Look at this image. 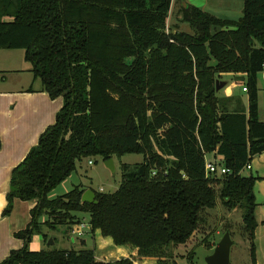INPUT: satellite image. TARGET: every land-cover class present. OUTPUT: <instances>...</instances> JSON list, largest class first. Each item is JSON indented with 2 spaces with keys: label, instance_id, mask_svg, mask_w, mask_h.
Wrapping results in <instances>:
<instances>
[{
  "label": "trees",
  "instance_id": "trees-1",
  "mask_svg": "<svg viewBox=\"0 0 264 264\" xmlns=\"http://www.w3.org/2000/svg\"><path fill=\"white\" fill-rule=\"evenodd\" d=\"M173 1L0 0V49L25 50L34 80L63 99L55 123L12 172L3 215L17 200L33 206L30 222L15 233L24 246L0 264H134L130 257L98 262L85 245L29 249L36 234L47 243L44 227L70 233L85 223L83 214L91 231L139 258L180 264L172 248L191 241L219 201L242 212L250 264H258V178L241 171L264 152V0H244L238 20L182 6L181 20L193 32L169 31ZM223 73L246 75L238 83L248 90V110H230L229 99L218 96ZM128 153L144 159L121 164L119 188L94 190L97 203L82 201V185L50 198L83 159ZM208 156L222 157L231 172L207 174ZM189 256L194 264V252Z\"/></svg>",
  "mask_w": 264,
  "mask_h": 264
},
{
  "label": "crops",
  "instance_id": "crops-1",
  "mask_svg": "<svg viewBox=\"0 0 264 264\" xmlns=\"http://www.w3.org/2000/svg\"><path fill=\"white\" fill-rule=\"evenodd\" d=\"M21 50L23 49H0V263L10 254L11 250L22 246V240H18L15 233L26 228L31 218L30 207L33 206V203L17 200L12 213L8 216L3 215L7 206V194L10 190L12 172L25 159L31 148L38 144L40 135L54 124V116L63 106L61 97L52 99L48 93L43 91L41 83L34 80V75L31 72L32 66L25 60V50H23L22 56L21 52H18ZM245 76L241 73H223L218 79L219 82L224 83V86L220 91H217V94L222 99H229L227 107L230 110L236 108L248 110V95L244 97V86L238 83V79ZM258 86L260 119L264 121V71L259 74ZM30 88H33V91H30ZM218 158L222 159L220 156ZM251 166L249 171L258 178L254 188L258 221L259 205L262 204L260 201H264V152L253 158ZM24 203H28V211L21 214L20 208ZM79 243V248L84 245L85 248H88L85 238L79 240ZM112 245L114 243L110 238L102 237L97 246L88 249L94 250L96 260L100 259L97 253L103 252V256L107 257L109 262L135 255L137 258L134 264H149L150 262L157 264L155 259L139 258L135 249Z\"/></svg>",
  "mask_w": 264,
  "mask_h": 264
},
{
  "label": "rangeland",
  "instance_id": "rangeland-1",
  "mask_svg": "<svg viewBox=\"0 0 264 264\" xmlns=\"http://www.w3.org/2000/svg\"><path fill=\"white\" fill-rule=\"evenodd\" d=\"M243 4L244 0H174L172 10L168 19L169 31L175 32L179 30L193 32L191 26L188 23L182 21L180 17L179 12L181 10V7L184 5L199 7L221 18H230L238 20L240 17L243 16ZM5 19L6 21H11L13 18L6 16ZM18 52H21L22 56L24 51L21 50ZM240 91L241 90L239 89V92ZM243 95L244 97H246V95L248 94L244 92ZM61 100L63 103L62 98ZM57 113L54 116V121H56ZM208 157L211 158V156ZM113 159L115 166L114 171H112L106 166L105 161H103L101 157L85 158L81 162H78L77 170L74 171L66 181H64L61 185H59L55 190L50 193V198H55L60 195H64L78 185H82L86 189L90 188L95 191L113 193L119 188L122 181L121 164L140 163L143 161L144 156L143 154L138 153H128L122 157H114ZM89 161H93V163L90 164ZM246 174L250 175L251 171H246ZM261 201L260 203L262 204L259 205L258 213L259 227L255 243L257 246V250L259 249V264H264V201ZM27 204L28 203H24V205H22V207L20 208L21 214L28 211ZM31 208L32 207H30V211ZM81 218L82 221H84L86 224H89L90 216L88 214H83ZM227 227L231 228V238L233 240V246L231 250V264H250L249 243L248 241H246L242 232V212L239 209H235L229 212L222 206L220 201L214 210L205 212L204 222L201 225L196 236L187 244L179 245L175 248H172V251L177 256V260L180 264H190L189 255H191L193 252L195 255L194 264H207V257L214 252V249L216 247L209 246H212L216 243L218 244V242L222 239L223 235L225 234V230ZM44 230L49 236L47 243L44 241L42 235L39 236L38 234H36L32 237V241L28 245L30 250H53L75 247L79 248L80 246L79 239L77 238V236L72 234L71 232L68 233V231L65 230L64 227H60L58 230L55 231L44 227ZM87 230L88 231L85 234L86 236L80 238V240L85 238L87 240V247L93 248L95 245L97 246L99 240L103 236L100 232H95L94 234V232L91 231L90 224L88 225ZM50 238H52L53 240H57L56 242L54 241V245L49 244ZM23 246L24 242L22 241V246L17 249H20ZM97 255H99L100 258L99 260H97L98 262H109L107 261L108 258L103 256V252H100V254L97 253ZM130 258H133L135 260L137 257L135 255H130ZM149 264L155 263L150 262Z\"/></svg>",
  "mask_w": 264,
  "mask_h": 264
},
{
  "label": "water",
  "instance_id": "water-1",
  "mask_svg": "<svg viewBox=\"0 0 264 264\" xmlns=\"http://www.w3.org/2000/svg\"><path fill=\"white\" fill-rule=\"evenodd\" d=\"M185 6V5H184ZM185 7H188L187 5ZM224 86L223 82L216 81V90L220 91ZM106 166L112 171L115 170L114 159L111 158L105 161ZM82 201L86 203H97L96 193L93 189H87L83 196ZM49 244L54 245V240L49 239ZM233 246V240L229 232H226L222 239L216 245L214 252L206 259L207 264H231V250Z\"/></svg>",
  "mask_w": 264,
  "mask_h": 264
},
{
  "label": "built area",
  "instance_id": "built-area-1",
  "mask_svg": "<svg viewBox=\"0 0 264 264\" xmlns=\"http://www.w3.org/2000/svg\"><path fill=\"white\" fill-rule=\"evenodd\" d=\"M243 90L245 92L248 91L245 86L243 87ZM220 161L221 159H217V160L208 159L205 164V169H206L207 174L220 175V174H227L231 172L228 168H226L223 164H221ZM89 163L92 164L93 161H89ZM251 168H252L251 163L247 164L245 168L241 171V173L246 172V170H250ZM87 227H88V224L86 223L79 224L73 228L71 233L76 235L77 238L80 240V238L84 237L85 234L87 233L86 232Z\"/></svg>",
  "mask_w": 264,
  "mask_h": 264
}]
</instances>
